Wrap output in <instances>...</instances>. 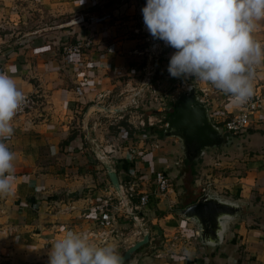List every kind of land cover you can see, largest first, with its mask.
I'll return each instance as SVG.
<instances>
[{"label": "crops", "instance_id": "crops-1", "mask_svg": "<svg viewBox=\"0 0 264 264\" xmlns=\"http://www.w3.org/2000/svg\"><path fill=\"white\" fill-rule=\"evenodd\" d=\"M146 2L41 0L48 25L13 36L0 33V71L15 69L9 74L36 100L34 109L13 118L14 134L7 141L16 172L13 193L0 196V264H48L52 245L67 230L86 233L99 245L115 242L122 253L143 229L148 242L125 264H264V103L242 131L225 133L223 122L240 106L210 83L193 79L206 93L210 120L232 136L229 144L205 149L194 163L184 162L175 139L150 130L132 137L121 127L114 132L118 116L129 110L107 113L96 107L118 108L111 104L124 98L119 104L125 109L135 90L145 87L148 68L167 64L175 51L145 30ZM253 36L264 45V21ZM85 37L92 41L89 50L61 54L64 42ZM152 42L164 48L155 54ZM254 68L255 87L264 82V61ZM103 144L118 146L109 162L120 187L131 184L135 193L148 194L147 204L135 211L141 225L115 203L116 192L94 154ZM155 171L169 179L162 196L153 193ZM205 184L246 205L227 225L222 246L208 251L195 240L194 224L174 213L193 203ZM185 248L193 250L191 258L184 257Z\"/></svg>", "mask_w": 264, "mask_h": 264}, {"label": "clouds", "instance_id": "clouds-1", "mask_svg": "<svg viewBox=\"0 0 264 264\" xmlns=\"http://www.w3.org/2000/svg\"><path fill=\"white\" fill-rule=\"evenodd\" d=\"M142 14L151 36L175 49L167 68L171 77L208 82L238 106L253 96L254 66L264 61V45L253 33L264 21V0H147ZM14 71H0V196L13 193L16 156L7 141L14 134L13 118L26 103L9 74ZM183 255L191 258L193 250L185 248ZM48 264L125 260L115 242L99 245L86 233L67 230L52 245Z\"/></svg>", "mask_w": 264, "mask_h": 264}, {"label": "water", "instance_id": "water-1", "mask_svg": "<svg viewBox=\"0 0 264 264\" xmlns=\"http://www.w3.org/2000/svg\"><path fill=\"white\" fill-rule=\"evenodd\" d=\"M73 23V22H71ZM191 90L188 91L187 88ZM97 108L107 113H121L129 110L123 108H108L97 104ZM174 113L170 115L161 128V136L175 139L183 155L189 163L196 162L204 150L211 147L224 146L232 141V136L223 133L208 115L207 106L197 96V86L188 84L186 90L177 94L173 100ZM101 164L108 181L120 197V185L115 170L109 161ZM243 202L220 197L210 189L197 199L174 213L195 226V240L206 251L222 246L227 225L238 218L245 210ZM211 240V243L207 241ZM148 242V232L144 231L141 238L131 243L121 254L125 262L140 247Z\"/></svg>", "mask_w": 264, "mask_h": 264}, {"label": "rangeland", "instance_id": "rangeland-1", "mask_svg": "<svg viewBox=\"0 0 264 264\" xmlns=\"http://www.w3.org/2000/svg\"><path fill=\"white\" fill-rule=\"evenodd\" d=\"M14 11H17L22 15L19 21H17L16 16L13 15L12 12ZM49 19L50 14L42 6L41 0H0V33L7 31L11 32L13 36L14 34L29 32L33 29L45 27L48 25ZM7 37L10 38L8 35ZM163 48V45H159L153 52L158 54V52ZM168 64L169 62H167V64H157L155 71L148 68L147 74L149 73V75H146L148 80L146 81L145 87L135 90V92H138L136 96L138 99L137 108H132L128 111V114H124L125 118L127 117L126 120H130L132 125L137 126L136 129L140 134H142L141 130L146 125L145 122L144 125H139L138 120L140 118L144 120L148 115L153 116V126L157 128L158 125H160V122L157 120H164L166 112L170 111V104L173 102V99L177 96V94L185 91L188 84L194 83L193 79L183 81L180 78L171 77L167 70ZM123 99L116 103L114 102L111 105L118 104L117 106H119L121 105L119 103L124 101ZM166 104L168 107L164 108ZM146 133L148 134L150 132L146 131ZM114 200L117 206L124 209L121 204H117L116 199ZM139 222H141V220H139L138 223ZM134 223L138 225L137 222ZM143 231H145V229H143ZM142 233L143 232L141 231V234Z\"/></svg>", "mask_w": 264, "mask_h": 264}, {"label": "built area", "instance_id": "built-area-1", "mask_svg": "<svg viewBox=\"0 0 264 264\" xmlns=\"http://www.w3.org/2000/svg\"><path fill=\"white\" fill-rule=\"evenodd\" d=\"M146 31L147 28L144 27ZM92 41L90 38H82L73 42H64L60 46V52L63 55H80L84 53L85 51L89 50L91 48ZM155 44L152 42L149 46L150 50H154ZM221 92V91H220ZM136 92L132 98L128 100L127 106L130 109H135L138 106V99L136 98L137 96ZM223 93V92H222ZM226 97H230L229 95L223 93ZM205 91L203 89H200L199 91L197 90V96L198 99L204 103L205 102ZM26 96V103L22 108L17 112L16 116L25 114L29 112L30 110L34 109L36 105V100L34 96L25 94ZM155 99V97H154ZM174 100V99H173ZM264 103V82H260L255 85L254 87V94L253 96L249 99L247 103L244 105H240L238 110L228 117L222 124L223 131L228 134H237L240 131H242L248 124L249 118L251 114L256 111L261 104ZM105 107L108 108H113L110 106L105 105ZM119 108H123L122 105L118 106ZM118 118H121V116H118ZM154 117L153 116H146L145 119H139L138 123L139 125H144V122L146 123L145 126H147L149 129L154 128V123H153ZM128 124H130L133 128H137V126L132 125L130 120H128ZM158 122H160V125H158L157 128H162L164 125V120L158 119ZM162 121V122H161ZM144 126V127H145ZM118 150V146L112 145V144H104L102 146H98L97 149L95 150V158L97 161L101 162L103 160L106 161H111L113 154L115 151ZM152 181H153V193L157 194L159 196H162L167 188L169 187V179L167 176L162 173L161 171H155L152 173ZM208 184H205L204 186L200 187L199 189V194L201 195L202 193L205 192L207 189ZM121 193L120 197L116 194V201L117 204H121L122 207L125 208L126 212L129 214L130 218L134 221L137 222L141 220L136 216L135 211L142 208L145 206L148 202V194L147 193H135V190L131 184H127L124 188H121ZM136 198V201L134 204H131V201ZM138 225H141L138 223ZM142 232H144L142 230ZM175 239V237H173ZM176 246L171 243L170 248L174 249Z\"/></svg>", "mask_w": 264, "mask_h": 264}, {"label": "trees", "instance_id": "trees-1", "mask_svg": "<svg viewBox=\"0 0 264 264\" xmlns=\"http://www.w3.org/2000/svg\"><path fill=\"white\" fill-rule=\"evenodd\" d=\"M171 109L170 111L166 112V115L164 117V122L165 120L174 113V107H173V104L171 103ZM123 128L125 131H126V135L128 137H132V134L134 132H137L138 130L136 128H133L130 124H128L125 120V115H123L115 124V129H114V132H117L119 128ZM150 130L152 132V134H154L156 137H161V129L159 128H151L149 129L147 126H145L144 128H142V134L143 133H146V131ZM185 163H187V161L184 160ZM197 199V197H196ZM134 200V199H133ZM156 214H162L163 212H160V211H156L155 212Z\"/></svg>", "mask_w": 264, "mask_h": 264}]
</instances>
